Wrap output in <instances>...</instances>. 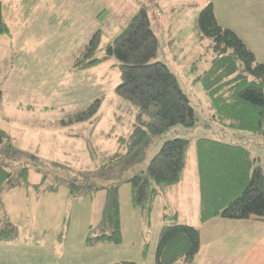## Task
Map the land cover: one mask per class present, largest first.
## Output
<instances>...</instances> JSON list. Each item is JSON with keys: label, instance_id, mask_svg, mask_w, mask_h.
Here are the masks:
<instances>
[{"label": "rangeland", "instance_id": "obj_1", "mask_svg": "<svg viewBox=\"0 0 264 264\" xmlns=\"http://www.w3.org/2000/svg\"><path fill=\"white\" fill-rule=\"evenodd\" d=\"M1 1L11 6L13 15L25 6L23 0ZM258 2L264 9V0ZM244 3L249 1L28 0L31 12L27 24L19 18H7L4 8L12 34L0 35V128L14 137L19 150L41 161L39 166H44L48 174L44 186L62 185L56 192L33 185L3 192L0 228L11 222L17 233L13 239L0 240V264H156L166 216L200 230L203 251L193 264L245 261L242 253L234 255L236 247L228 250L230 254H218L221 239L238 236L239 232L248 236L264 227L248 223L242 227L231 221L206 223L202 219L196 145L199 138L249 143L252 155L262 157L259 164L264 168L263 136L216 123L209 96L198 80L215 57L212 38L198 27L202 10L213 4L219 24L240 31L238 12ZM143 8L160 42L152 61H164L175 72L191 100L197 123L194 127L178 124L160 136H152L144 149L145 160H132L134 163L128 165L133 167L116 170L109 178L95 176L101 186L119 184L123 240L120 244L88 246L90 234L99 233L95 229L103 219L107 189L71 195L61 180L66 177L65 170L56 171L53 165L70 168L72 175L80 170L97 172L115 153H127L128 144L119 140H130L139 106L117 93L121 71L116 57L84 70L74 69L73 64L98 31L102 42L97 57H104L108 44ZM263 57L259 55L258 60L263 62ZM96 99H102L98 121L72 122ZM174 137L192 141L182 180L161 193L153 204L134 205V188L128 179L146 168L165 141ZM23 161L31 166L30 183H40L42 175L36 171L32 157Z\"/></svg>", "mask_w": 264, "mask_h": 264}, {"label": "trees", "instance_id": "obj_2", "mask_svg": "<svg viewBox=\"0 0 264 264\" xmlns=\"http://www.w3.org/2000/svg\"><path fill=\"white\" fill-rule=\"evenodd\" d=\"M198 27L204 35L212 38L215 52L210 68L198 77L209 96L212 119L225 128L260 134L264 138V63L233 29L219 24L213 4L202 10ZM10 34L11 28L0 0V35ZM101 42V31H98L76 59L73 68L88 69L116 57L121 71L117 93L135 102L139 112L130 140H119L121 144H128L129 151L115 153L97 172L80 170L72 175L70 168L53 165L52 169L58 168L56 171L65 170L66 177H58L64 180L71 195L107 189L103 219L95 229H99V233L95 236L90 234L88 246L106 242L120 244L123 240L119 184L101 186L95 182V176L109 178L116 170L133 167L132 160H145L144 149L152 136H160L178 124L194 127L197 123L191 100L181 89L175 72L164 61H152L160 42L145 8L108 44L105 56L97 57ZM101 102L102 99L93 101L78 112L72 122L98 121ZM191 144V140L182 137L167 139L146 168L128 179L134 188V205L153 204L167 188L182 180ZM248 144L227 143L214 138L197 140L201 216L204 221L217 216L241 220L252 216L264 218V168L256 163L261 159L252 155ZM27 157H32L34 165L36 163V171L42 175L40 183H30L31 166L23 161ZM40 163L37 157L19 150L14 137L0 128V210L2 195L7 188L33 185L36 189L43 186L45 192L59 190L61 183L44 186L48 174L44 166H39ZM175 218L165 217L156 264H193L200 251V230L189 224L177 223ZM93 231L94 228L90 232ZM16 233L14 225L7 222L0 228V240L13 239Z\"/></svg>", "mask_w": 264, "mask_h": 264}, {"label": "crops", "instance_id": "obj_3", "mask_svg": "<svg viewBox=\"0 0 264 264\" xmlns=\"http://www.w3.org/2000/svg\"><path fill=\"white\" fill-rule=\"evenodd\" d=\"M246 1H249V3H244L242 10L238 12L240 31L234 28L233 30L244 40L247 46L256 54V57L258 59L259 55L261 56L262 54V56H264V9L259 7L258 0H246ZM23 5L25 6H23L20 9H17L13 15L12 14L13 10L11 6L5 5L3 3V9L7 7L6 8V12L8 14L7 18H10L11 20L13 19L17 20L19 18V20L21 19L24 20V24H27L31 12L30 11L31 5L28 4V0H23ZM33 5L34 4H32V6ZM11 34H12V28H11ZM257 49L260 50L261 53H258ZM261 63H264V61L263 62L261 61ZM254 157L256 158L258 156H254ZM259 159L263 161L262 157H259ZM259 162L256 161L258 165ZM199 187H200V178H199ZM200 194H201V189H200ZM210 221L219 222V223L231 221V223H238V225H241L242 227L247 223L251 224L252 226L260 225V227H264V218H260L257 216H252L250 219H243V220L227 219L221 216H217L206 220V223L207 222L209 223ZM239 233L241 234L238 236H224L223 239H221L222 245L217 247L216 252L218 254L222 252L226 254H230L228 250H231L232 252L233 248L236 247L234 255L238 256L242 253L243 260H245L244 262H240V264H264V228L256 229L255 232H253L252 234H248V236H243L242 232ZM213 245H215V243ZM202 251L203 249H202V241H201V248L198 255H200Z\"/></svg>", "mask_w": 264, "mask_h": 264}]
</instances>
